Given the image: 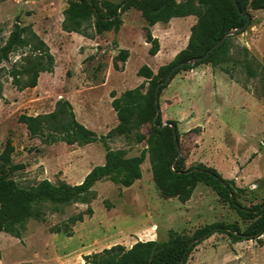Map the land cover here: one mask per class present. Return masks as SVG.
Segmentation results:
<instances>
[{
  "label": "rangeland",
  "instance_id": "1",
  "mask_svg": "<svg viewBox=\"0 0 264 264\" xmlns=\"http://www.w3.org/2000/svg\"><path fill=\"white\" fill-rule=\"evenodd\" d=\"M68 1L0 0V47L19 23L30 26L54 58L53 72L41 73L36 87L22 92L13 86L9 72L23 64L27 50H16L0 65V154L10 141L12 163L24 167L12 174L20 187L41 180L80 184L93 167L104 163L105 153L100 141L84 147L42 144L39 138L29 137L25 125L18 122L20 115L50 113L56 101L64 99L80 124L97 137L105 136L117 125L110 93L119 97L145 84L136 75L138 69L146 65L156 74L186 47L187 34L196 23L190 16L155 25L152 35L161 50L152 57L144 39L145 21L137 10L119 14L118 33L108 31L90 40L61 30ZM105 1L124 0H98ZM249 13L250 24L233 43L247 48L264 67V10ZM120 49L127 50L128 57L125 63L117 60L119 70H115L113 61ZM233 50L230 53L235 55ZM225 67L233 68V79L219 67L205 64L179 72L162 90L159 111L164 125L177 122L176 146L184 168L203 164L222 179L233 180L236 201L250 210L264 201V105L255 94L258 80L248 79L238 65ZM146 89L147 83L142 92ZM149 130V124L140 128L145 140L139 144L124 137L107 143L112 150H124L127 157L138 156L147 148ZM141 172V179L128 188L107 180L97 182L92 188L95 199L89 204L93 214L73 225L70 236L51 229L87 205L71 204L48 213L44 222L28 221L20 239L0 234V264H84V256L114 245L129 249L138 241L163 243L170 231L190 237L211 224L236 225L243 231L252 222L203 184L197 185L186 203L163 197L152 181L147 155ZM258 239L235 242L228 233H213L194 248L186 264H264V233Z\"/></svg>",
  "mask_w": 264,
  "mask_h": 264
},
{
  "label": "trees",
  "instance_id": "2",
  "mask_svg": "<svg viewBox=\"0 0 264 264\" xmlns=\"http://www.w3.org/2000/svg\"><path fill=\"white\" fill-rule=\"evenodd\" d=\"M235 3L236 7L232 0H124L121 3L69 0L62 12L61 30L90 40L108 31L118 33L122 25L119 13L131 8L137 10L146 24L143 29L145 42L150 46L148 54L152 57L159 51V42L152 36L150 27L157 23H168L173 18L189 16L195 17L196 23L190 30L186 47L171 62L160 66L156 74L146 65L138 69L136 75L147 83L145 92H142L145 87L142 83L134 89L124 91L119 97L114 92L110 93V105L116 115L117 125L105 136L97 137L93 131L80 124L71 104L64 99L56 101L50 113L36 116L22 114L18 117V122L25 125L29 137L39 138L45 145L61 142L68 146L84 147L100 141L105 150L104 163L93 167L77 185L41 180L33 185L20 187L12 174L24 167L12 163L14 147L7 141L0 154V234L20 239L28 221L44 222L48 213H58L61 207L76 203L87 205L83 212L51 229L52 233L70 236L73 225L93 214L89 206L95 199L93 186L107 180L120 187H131L141 179V165L147 155L152 181L163 197L176 198L180 203H186L197 185L203 184L222 202L234 207L241 218L252 222L243 231L236 225L211 224L196 230L190 237L170 231L166 242L138 241L129 249L114 245L84 256V264H186L194 248L213 233H228L235 242L244 239L259 240L264 233V201L250 210L243 209L231 189L233 180L222 179L215 169L203 164L185 169L184 160L178 157L174 141V131L177 141L179 138L177 122L170 120L164 125L159 104L158 108L154 104L156 86L165 80L174 66L203 57L212 46L225 38L220 46L208 53L207 58L176 69L168 84L179 72L204 64L211 68L219 67L233 79V68L225 67L227 63H231L232 67L238 65L248 79L258 80L259 88L255 94L264 105V67L251 56L247 48L233 43L235 36L243 33L251 22L249 10H264V0H235ZM233 30L239 31L226 36ZM232 48L235 55L230 53ZM19 49H26L28 54L22 58L23 64L18 68L13 67L9 73L13 86L18 92H22L35 88L41 73L53 72L54 58L45 42L30 26L15 23L4 45L0 47V65ZM127 57L128 51L120 49L113 61V68L119 70L117 60L125 63ZM168 84L160 88L158 100ZM146 124L150 125L147 148L138 156L127 157L124 150H112L109 147L107 140L115 137H124L128 143L143 142L145 138L140 134V128Z\"/></svg>",
  "mask_w": 264,
  "mask_h": 264
},
{
  "label": "water",
  "instance_id": "3",
  "mask_svg": "<svg viewBox=\"0 0 264 264\" xmlns=\"http://www.w3.org/2000/svg\"><path fill=\"white\" fill-rule=\"evenodd\" d=\"M232 1H233V3H234V6L236 7L235 0H232ZM119 14H121V13H119ZM247 24H248V21L246 22V25H245V26H247ZM238 31H239V30H233V31L229 32L226 36L233 35L234 33L238 32ZM224 40H225V38H223L220 42H218L217 44H215L214 46H212V47L210 48V50L207 52V54H205L203 57H201V58H197V59H195V60H193V61L180 63V64L174 66V67L171 69L170 73H169V74L167 75V77L165 78V80H164L162 83H159V84L156 86V88H155V93H154V104H155V106L158 108L157 105H158V95H159V90H160V88H161L162 86H165V85L168 84V82H169V80H170L172 74L174 73V71H175L176 69H178V68H180V67H183V66H185V65H193L194 63L199 62V61H202L203 59L207 58L208 53H209L210 51L214 50L215 48H217L218 46H220V45L223 43ZM158 109H159V108H158ZM173 131H174V129H173ZM174 141H175V146H176V145H177V140H176V134H175V131H174ZM176 148H177V146H176ZM177 152H178V151H177ZM178 157H180L179 154H178Z\"/></svg>",
  "mask_w": 264,
  "mask_h": 264
},
{
  "label": "crops",
  "instance_id": "4",
  "mask_svg": "<svg viewBox=\"0 0 264 264\" xmlns=\"http://www.w3.org/2000/svg\"><path fill=\"white\" fill-rule=\"evenodd\" d=\"M63 16V15H62ZM190 17V16H189ZM184 18H188V17H184ZM183 18V19H184ZM173 19H175V18H173ZM173 19H171V20H173ZM62 20H63V18H62ZM170 20V21H171ZM170 21L168 22V23H163L164 25H167V24H170ZM195 22H196V20H195ZM158 24V23H157ZM157 24H155V25H157ZM146 25V24H145ZM154 25V26H155ZM154 26H152V27H150V31H151V33H152V30H153V28H154ZM68 34H70V33H68ZM188 35V37H187V41H186V44H187V42H188V38H189V35H190V32H189V34H187ZM153 36V35H152ZM85 38V37H84ZM87 39V38H86ZM144 39H145V36H144ZM157 39V38H156ZM146 43V42H145ZM149 45V44H148ZM159 48H160V45H159ZM160 50H161V48L159 49V51H158V53L160 52ZM156 56V55H155ZM175 57V56H174ZM115 114V113H114ZM116 116V115H115Z\"/></svg>",
  "mask_w": 264,
  "mask_h": 264
}]
</instances>
